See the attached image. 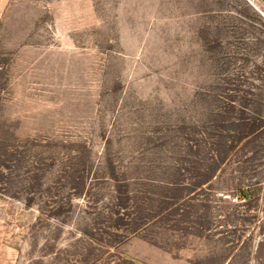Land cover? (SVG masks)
Instances as JSON below:
<instances>
[{
    "label": "rangeland",
    "instance_id": "1",
    "mask_svg": "<svg viewBox=\"0 0 264 264\" xmlns=\"http://www.w3.org/2000/svg\"><path fill=\"white\" fill-rule=\"evenodd\" d=\"M0 264H264V0H0Z\"/></svg>",
    "mask_w": 264,
    "mask_h": 264
},
{
    "label": "trees",
    "instance_id": "2",
    "mask_svg": "<svg viewBox=\"0 0 264 264\" xmlns=\"http://www.w3.org/2000/svg\"><path fill=\"white\" fill-rule=\"evenodd\" d=\"M238 197H239L240 199H245V198H247V197H248V191H247V190H243V191L239 192Z\"/></svg>",
    "mask_w": 264,
    "mask_h": 264
}]
</instances>
